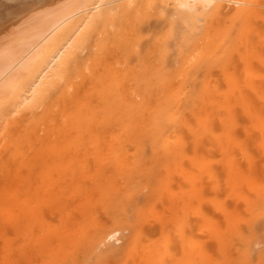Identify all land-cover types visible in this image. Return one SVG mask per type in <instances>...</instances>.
<instances>
[{"label": "bare ground", "instance_id": "1", "mask_svg": "<svg viewBox=\"0 0 264 264\" xmlns=\"http://www.w3.org/2000/svg\"><path fill=\"white\" fill-rule=\"evenodd\" d=\"M82 2L0 0V70L11 64L28 83L23 93L0 98V188L15 192L17 203L34 202L23 211L24 219L41 220L37 209L47 200L84 198L85 206L96 209L83 208L72 234L51 231L65 247L72 246L66 257L74 263L96 258L93 231L117 202H126L134 226L123 245L102 257L105 264L133 255L144 238L149 245L140 264H202L195 225L200 220L201 118L213 117L210 111L227 118L239 110L264 112V0H247L255 7L243 10L247 15L239 26L236 0H215L214 10L204 6L209 0H167L191 7L172 9L189 21V32L186 37L187 30L178 28L166 56L155 42L164 23L139 30L150 36L139 40L138 51L130 46L139 37L133 32L134 13L119 25L100 23L95 37L103 41L96 51L97 40L86 28L90 14L76 6ZM50 9L53 14L29 22ZM18 26L23 27L6 50L5 35ZM85 38L90 41L86 55ZM232 49L240 54L224 59ZM193 58L213 66L188 72L185 65ZM43 94L49 97L46 103L34 110L24 107ZM16 105L19 114L11 117ZM177 113L180 119L169 123ZM228 187L248 210L260 205V199L244 192L243 177ZM251 216L245 222L256 221ZM234 218L238 224L244 221ZM261 230L257 225L256 236ZM161 236L171 238L166 250L156 243ZM257 241L246 246L249 258Z\"/></svg>", "mask_w": 264, "mask_h": 264}, {"label": "rangeland", "instance_id": "2", "mask_svg": "<svg viewBox=\"0 0 264 264\" xmlns=\"http://www.w3.org/2000/svg\"><path fill=\"white\" fill-rule=\"evenodd\" d=\"M147 28L148 26H144V29ZM145 36L150 34L146 33ZM209 113L213 117L208 120L201 118L197 175L200 220L195 224L200 230L195 237L201 247L202 264H222L224 261L240 258L244 246L239 240L238 229L247 228L245 220L254 214L258 221L264 214V112L239 110L234 112L235 116L231 118L222 117L221 111ZM259 115L260 118H256ZM233 124L237 125L233 136L229 138L222 135L225 128ZM248 154L253 157L248 158ZM240 177L245 180L244 192L251 198L257 197L261 200L260 205L252 210L247 209L244 200L236 201L233 191L228 193L229 184ZM4 194L9 195L4 198ZM13 194L15 192L0 188V197H3L0 198V264H85V261L74 263L73 257L67 258L66 254L71 251L72 246L65 247L51 231H66L72 234L77 226L76 216L83 208L87 209V212H95L94 207L85 206L84 198L79 201L66 199L54 203L47 200L41 202L37 209L38 218L41 217V220L24 219L23 211H30L29 208L34 202L29 201L30 205L17 203L12 197ZM237 216L243 217L241 224L234 222V217ZM257 225L262 229L259 223ZM129 233L130 230L128 235ZM259 235L257 244H252V256H246L248 264H264V241L259 240ZM75 238L82 241L80 235ZM174 240L172 239V243ZM125 241L123 237L122 243L116 246L123 245ZM148 243L144 238L138 242L133 255L129 253V256L123 259L120 257L116 263L137 264L139 260L140 264V261H145L143 257L146 255L143 254L147 251ZM66 258L71 261L67 262Z\"/></svg>", "mask_w": 264, "mask_h": 264}, {"label": "snow or ice", "instance_id": "3", "mask_svg": "<svg viewBox=\"0 0 264 264\" xmlns=\"http://www.w3.org/2000/svg\"><path fill=\"white\" fill-rule=\"evenodd\" d=\"M85 11L87 14L86 19L88 24L86 28L89 33L95 37V33L99 29L100 23H108L112 25H119L122 21L129 15L134 13L136 17L135 25L133 28L134 33H139L138 40L131 42L130 46L134 51H138L136 44L139 40H144L147 37L140 33V29L144 26L152 24L153 22L164 23L165 27L155 38L156 44L160 48L162 56H166L170 49V44L177 39L178 28L182 27L187 30L185 35L189 32V21L182 16L179 11L173 12L172 9H188L191 6L185 3H178L176 5H171L167 0H146L145 3H136L134 0H106V2L95 3L84 2L76 5ZM210 10H214L218 7V4L215 0H209L208 3L204 5ZM233 7L237 10L236 17L237 25H241L247 15L246 11L255 7L252 3L247 2V0H236ZM55 10H48L47 12H38L33 17L30 18L29 22H34L46 15H51ZM105 11L107 16L104 15ZM264 11V9H262ZM23 26H18L11 29L5 35L6 50L10 49L12 43L15 40L16 34L20 31V28ZM83 31V30H82ZM116 32V29H113ZM97 40L96 51H99V45L103 41V37H95ZM123 39V34H121ZM89 39L85 38L83 42V50L85 55L87 54V48L89 46ZM179 47V45H178ZM183 49H181L182 51ZM240 54L236 49L231 51H225L224 59L234 57ZM213 65L198 63L195 58L189 60L185 65V70L188 72L192 71H207ZM71 74V73H70ZM28 83L26 77L21 75L19 72L15 71L13 65H6L2 70H0V98L11 99L16 96L18 93H23L27 89ZM32 96L35 97V92L32 93ZM49 97L46 94H43L39 101L35 99L31 104L25 105L24 107L27 110H34V105L46 103ZM3 103V100L0 99V104ZM20 107L15 106L8 113L11 117H14L19 114ZM180 119L179 114H174L169 117V123L178 121ZM237 125L233 124L225 128V131L222 135H226L231 138L234 134V128ZM129 200L132 199L130 195ZM126 202H117L113 210L108 213L106 218L103 221V224L98 226L92 233L94 238L98 240L93 247V255L96 257L94 260H86L85 264H105L104 259L102 258L107 254L114 246L122 243L123 237L128 235L129 230L134 226V220L132 215L127 211ZM247 228L242 229L239 234V240L244 246L241 250V256L235 261H224L222 264H248L245 246L255 242L257 239L256 236V225L259 223L261 227H264V214H262L258 221H247ZM178 235H182L178 233ZM259 240L264 241V231L259 235ZM156 243L161 245L163 250H166L170 246L171 238L169 236H161ZM154 264H164L163 261L154 262ZM215 264H221V262H215Z\"/></svg>", "mask_w": 264, "mask_h": 264}]
</instances>
